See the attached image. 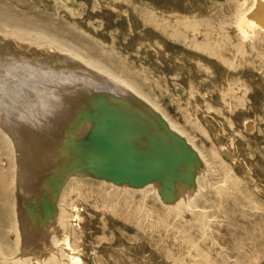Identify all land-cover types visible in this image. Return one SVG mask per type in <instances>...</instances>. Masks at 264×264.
I'll return each mask as SVG.
<instances>
[{
	"label": "rangeland",
	"instance_id": "rangeland-1",
	"mask_svg": "<svg viewBox=\"0 0 264 264\" xmlns=\"http://www.w3.org/2000/svg\"><path fill=\"white\" fill-rule=\"evenodd\" d=\"M251 1L0 0V34L32 47L68 51L135 80L204 157L191 197L179 195L173 203L163 202L152 188L95 176L82 161L68 163V154L55 149L66 139L74 95L62 89L42 109L33 94L56 87L58 79L40 71L6 75L0 101L30 128L44 176L47 168L57 181L60 169H74L59 190L65 224L59 237L69 233L73 253L85 263L264 264V30L243 33L237 26ZM17 78L25 90L14 99L8 89H18ZM75 124L70 118L67 125ZM8 145L0 129V184L12 173ZM3 200L0 264H27L9 258L12 201ZM184 201L192 206L185 208ZM59 260L47 264H70L65 253Z\"/></svg>",
	"mask_w": 264,
	"mask_h": 264
},
{
	"label": "bare ground",
	"instance_id": "bare-ground-1",
	"mask_svg": "<svg viewBox=\"0 0 264 264\" xmlns=\"http://www.w3.org/2000/svg\"><path fill=\"white\" fill-rule=\"evenodd\" d=\"M237 26L243 33H252L254 29L264 30V0H252L239 14ZM14 34L22 35L18 32L12 35ZM11 39L0 34V87H4L6 75L24 76L40 71L47 79H58L55 81L56 87L49 86L42 93L33 94V99L42 109L51 106L53 97L62 95V89L63 93L65 91L74 95V99L71 97L72 106L68 107L69 111L66 113V139L63 140V136L55 147L57 151L62 150L68 154V163L82 161L81 166L91 168L95 176L117 185L138 184L152 188L166 203L176 202L179 195L183 200L191 197V188L198 185L197 173L202 170L203 154L196 143L187 137L186 131L172 123L157 108L155 102L150 100L147 92L137 87L135 80L104 70L100 64L68 51H57L50 46L32 47L15 38ZM18 78V89H8V93L12 94L10 97L25 90ZM2 106L0 101V129L10 145L8 165L12 167V173L0 184V197L4 198L3 201H12L10 232L14 247L12 253H9L10 260L47 264L60 262L59 257L65 253L70 264H87L73 253L76 244L69 233L59 237L65 225L63 214L59 213V204L63 200L59 190L68 175L74 173V169H60L59 174L55 173L58 174L55 177L59 176L55 181L52 173L45 167L48 176L45 177L42 160L38 159L41 155L38 156L37 150L32 147L30 126L29 129H26L27 125L23 127L25 121L22 124L14 110ZM70 118L75 119L76 126L69 129L67 124ZM245 124L249 126L250 122ZM87 135L89 136L86 137ZM81 170L84 171L82 168ZM86 171L85 169V173ZM189 204V201L183 202L185 208ZM78 242L77 246H82V239L78 238ZM95 263L99 264L97 261Z\"/></svg>",
	"mask_w": 264,
	"mask_h": 264
}]
</instances>
